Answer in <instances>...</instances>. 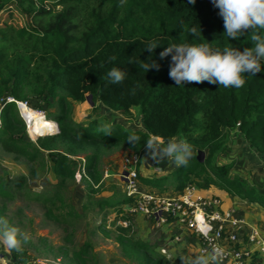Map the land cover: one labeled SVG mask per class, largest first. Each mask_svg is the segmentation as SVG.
<instances>
[{
    "label": "trees",
    "instance_id": "1",
    "mask_svg": "<svg viewBox=\"0 0 264 264\" xmlns=\"http://www.w3.org/2000/svg\"><path fill=\"white\" fill-rule=\"evenodd\" d=\"M10 1L0 0V12ZM18 1L31 16L32 24L19 29L0 28V103L7 96L20 102L53 99L59 112L45 117L54 119L59 130L32 142L17 104L8 102L0 114V146L23 159L31 177L39 175L40 167L47 168L50 158L59 182L50 195L44 192L39 196L44 204L67 209L68 183L75 181L78 173L74 157L86 158L81 175L87 184L86 197L92 199L95 187H100L98 167L103 156L128 149L140 160L145 140L167 141L182 136L194 152L187 164L163 179L144 178L138 165L136 176L141 183L165 192L164 185L169 181L178 194L195 186L201 190L215 186L264 209V195L242 179L231 178L228 167L212 164L216 153L225 149L228 129L238 128L251 146L264 154V59L259 61L262 71L254 76L242 74V87L225 88L207 81L177 86L168 76L170 55L159 58L163 48L172 43H208L212 48L242 51L253 47V35L264 37V29L245 30L237 38H228L211 0H195L194 4L188 0H126L123 6H118V0H57L59 10L46 5L55 0ZM191 28L196 32L189 31ZM148 43L157 45L151 53L145 49ZM151 60L160 65L158 71L144 67ZM112 67L125 72L120 83L107 78ZM89 96L95 103L94 110L101 102L126 118L134 117L133 109L139 108L144 130L129 132L116 124L106 135L105 126L97 122L78 130L72 120L74 103H83ZM132 133L140 137L136 146L126 140ZM200 151L206 153L204 161L197 156ZM25 180L22 178L19 185ZM126 196L113 194L97 201L100 209L122 214L121 220L129 224L120 227L115 237L123 256L137 264H171L151 253L149 244L125 233L132 227L130 215L134 212L124 211L120 205L133 207L135 201ZM69 206V216L79 217L74 205ZM46 214L53 218L52 208ZM99 229L110 236L103 226ZM86 249L73 252L72 262L91 264Z\"/></svg>",
    "mask_w": 264,
    "mask_h": 264
},
{
    "label": "rangeland",
    "instance_id": "2",
    "mask_svg": "<svg viewBox=\"0 0 264 264\" xmlns=\"http://www.w3.org/2000/svg\"><path fill=\"white\" fill-rule=\"evenodd\" d=\"M55 2L57 0L47 2L46 5L56 10L61 9V6H55ZM31 24V16L23 11L18 0L10 1L0 12V28L19 29L31 27ZM9 99L10 97L7 96L0 103V114ZM26 102L28 108L24 109V113L45 117L49 113L57 115L59 112L53 99L30 98ZM97 105V110H94L95 103L89 97L83 103H74L72 120L78 130L92 122L104 125L105 128L119 124L129 132L144 130L139 108L133 109L134 117L126 118L101 102H97ZM19 114L22 117L21 112ZM27 132L28 138L36 142L39 137L57 134L58 128L49 134L38 136L32 135L28 128ZM177 139L184 138L180 136ZM153 140L160 144L167 142L159 138ZM204 157L206 158V153ZM47 158L49 167L44 169L40 167L39 175L31 177L29 165L23 159L5 152L0 146V217L4 218L7 226L18 228L19 233L28 237L27 242L24 243L23 236H19L22 243L18 249L10 250L0 244V255L5 256L10 263L16 264H76L72 262L73 252H79L87 247V256L91 264H137L136 261L123 256L119 244L115 241L119 228L127 227L128 222L121 220L122 214L119 215L114 210L100 209L97 201L112 197L113 194L124 197L128 195V192H133L135 199L142 193L148 192L159 197L176 194L169 185V181L164 185L165 192H160L157 188L147 187L137 177L130 183L124 172L130 171L128 166H131V171H136L140 165V173L144 178L163 179L180 165L174 163L171 158L155 162L146 151L139 160L128 149L117 150L102 157L98 167L101 177L100 187H95L97 192L90 199L86 197L87 184L81 175L85 173L86 158L83 155L74 157L78 173L75 181L68 183L69 193L65 194L67 209L60 210L54 206H47L39 199L44 192L50 195L59 182L53 173L51 160ZM212 164L228 167L231 178L242 179L248 186L254 187L259 194L264 195V154L254 149L240 134L238 128L226 131L225 149L216 153ZM22 178L26 180L19 185ZM216 188L221 190L219 187ZM210 189H208L209 192H204L207 190H201L195 186L193 187L194 196H204L203 194L214 192ZM229 200L234 203L229 208L236 211V217L247 222L251 227L261 230L264 235L263 207L248 200L233 198V196L229 197ZM71 204L79 213V217L69 216L68 209ZM85 204H89L88 209L84 208ZM146 205L149 203L146 202ZM48 208H52L53 218L47 217ZM120 208L130 212L133 210V207L127 204L120 205ZM130 218L132 227L125 233L149 244L151 253L167 259L171 264H182L179 256H188L190 252H197V240L185 226L176 223L160 225L140 211H135ZM100 225L104 227V230L109 231V237L99 229ZM251 227L243 228V232L248 234Z\"/></svg>",
    "mask_w": 264,
    "mask_h": 264
},
{
    "label": "clouds",
    "instance_id": "3",
    "mask_svg": "<svg viewBox=\"0 0 264 264\" xmlns=\"http://www.w3.org/2000/svg\"><path fill=\"white\" fill-rule=\"evenodd\" d=\"M125 3L126 0H118V6ZM188 3L194 4L195 0H188ZM211 3L218 9V15L223 21V33L228 38H237L238 34L244 33L245 30L264 29V0H211ZM189 31L195 33L196 29L191 28ZM251 39L254 41L253 47H246L242 51L228 47L212 48L208 43H172L163 48L159 58L163 60L170 55L168 76L177 86L207 81L209 84H218L225 88H240L245 83L242 74L254 76L262 71L259 61L264 59V37L253 35ZM156 46L148 43L145 49L151 53ZM144 67L158 71L160 65L151 60L146 62ZM106 75L112 83H120L126 74L121 68L112 67ZM105 134H110L107 127ZM126 140L136 146L140 137L132 133ZM144 148L155 162L171 158L177 165H185L192 156V145L185 139L175 137L163 144L147 139ZM19 236H23L24 243L27 242L26 235L19 233L18 228L14 226H7L4 218L0 217V244L10 250L18 249L22 243ZM225 255L224 249L212 243L209 238V248L179 257L182 264H219Z\"/></svg>",
    "mask_w": 264,
    "mask_h": 264
},
{
    "label": "built area",
    "instance_id": "4",
    "mask_svg": "<svg viewBox=\"0 0 264 264\" xmlns=\"http://www.w3.org/2000/svg\"><path fill=\"white\" fill-rule=\"evenodd\" d=\"M9 102L17 104L30 131L29 119L24 115V109L28 108L27 102L16 101L13 98H10ZM1 126L0 117V128ZM136 177V171L130 169L127 180L132 183ZM127 196L134 198L133 192H128ZM146 202L149 205H146ZM132 211L144 212L160 225L176 223L185 226L197 240V252L209 248L210 238L212 243L219 245L226 252L219 264H264L262 231L237 218L234 209L223 208L222 200L218 196L196 197L193 188H188L184 194L176 193L162 197L152 192L142 193L135 199ZM247 226L251 227L248 234L243 232V228Z\"/></svg>",
    "mask_w": 264,
    "mask_h": 264
},
{
    "label": "bare ground",
    "instance_id": "5",
    "mask_svg": "<svg viewBox=\"0 0 264 264\" xmlns=\"http://www.w3.org/2000/svg\"><path fill=\"white\" fill-rule=\"evenodd\" d=\"M30 122V133L32 135L42 134V131H53L56 129L57 123L54 119H48L44 116H37L31 113H24ZM58 128V126H57ZM36 130V131H35Z\"/></svg>",
    "mask_w": 264,
    "mask_h": 264
},
{
    "label": "crops",
    "instance_id": "6",
    "mask_svg": "<svg viewBox=\"0 0 264 264\" xmlns=\"http://www.w3.org/2000/svg\"><path fill=\"white\" fill-rule=\"evenodd\" d=\"M160 139V138H159ZM214 192H210L211 194H203L206 197H211V196H218L222 200L223 208H229L231 207L234 203L230 202L229 197H232L231 195L227 194L225 191L218 190L216 187H212L210 189ZM204 192H209V190L204 191ZM234 198V197H233ZM0 264H7L9 260L5 256L0 255ZM12 264V263H10Z\"/></svg>",
    "mask_w": 264,
    "mask_h": 264
},
{
    "label": "water",
    "instance_id": "7",
    "mask_svg": "<svg viewBox=\"0 0 264 264\" xmlns=\"http://www.w3.org/2000/svg\"><path fill=\"white\" fill-rule=\"evenodd\" d=\"M90 98H92V97L89 96V99ZM58 130H59V126H58ZM239 143H240V141H239ZM197 156H198L199 160L204 161V159H205V157H204L205 156V153L204 152L200 151ZM129 169H131V166H128V170ZM124 174H125V176H127L129 174V171H125Z\"/></svg>",
    "mask_w": 264,
    "mask_h": 264
}]
</instances>
